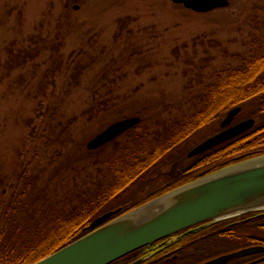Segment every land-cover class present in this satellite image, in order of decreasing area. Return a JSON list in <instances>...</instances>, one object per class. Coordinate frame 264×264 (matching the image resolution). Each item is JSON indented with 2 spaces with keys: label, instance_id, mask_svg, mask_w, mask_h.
<instances>
[{
  "label": "rangeland",
  "instance_id": "obj_1",
  "mask_svg": "<svg viewBox=\"0 0 264 264\" xmlns=\"http://www.w3.org/2000/svg\"><path fill=\"white\" fill-rule=\"evenodd\" d=\"M70 1L0 0L2 200L10 197L12 184L23 165L40 170L43 179L48 176L51 168L44 169V165L49 158L64 167L62 175L69 177L65 180L66 189L79 185L86 189L94 181L103 180L86 163L85 155L91 151L87 143L111 123V118L122 113L98 122H85L81 114L92 101L89 91L101 86L100 93H105L112 85L116 102L124 98L123 104L130 105L123 113L151 108L161 111L163 121L171 124L195 110L191 102H198L197 92L213 81L214 71L239 64L232 55L248 56L259 46L253 42L251 23L258 0H233L227 7L206 13L192 11L172 0H78L68 4ZM126 17H131L132 30L127 49L125 44L117 47L113 42L117 20ZM59 25L63 31L62 63L61 69L53 73L56 54L45 50L43 44L56 41ZM101 49L105 55L100 53ZM26 50L36 53V57L29 59L25 67L17 66ZM77 65L84 67L79 80L72 76ZM109 66L110 73L102 83L106 86L96 85ZM45 79L48 83L43 91L40 82ZM240 106L238 121L255 118L254 128L259 127L261 117L253 115L256 102ZM76 115L81 120L67 128L71 134L67 136V130L62 134ZM87 126L91 130L75 137V132ZM220 129V120L213 122L183 143L181 151L189 152ZM110 150L108 147L104 153L108 155ZM198 160V156L194 157L192 164ZM69 163L72 167L67 168ZM169 168L166 163L162 171ZM151 176L142 183L153 181L160 174L152 171ZM54 180L48 181L50 192ZM139 184L133 191L138 190ZM241 241L235 239L233 245Z\"/></svg>",
  "mask_w": 264,
  "mask_h": 264
},
{
  "label": "trees",
  "instance_id": "obj_2",
  "mask_svg": "<svg viewBox=\"0 0 264 264\" xmlns=\"http://www.w3.org/2000/svg\"><path fill=\"white\" fill-rule=\"evenodd\" d=\"M77 1L71 0L68 4ZM253 11L252 35L254 44L259 45L258 49H252L251 55L248 56L240 53L232 55L239 64L214 71L213 81L203 85L197 92L195 98L198 102H191L195 110L172 121L171 124L163 121L161 111L156 112L151 108L123 113L130 105L123 104L125 99L122 95L120 96L123 101L116 102L115 96L112 95L115 91L112 85L106 88L105 93H100L101 86L89 91L92 101L88 102L89 106L81 114L85 122H98L120 112L121 115L111 118V123L133 116H139L140 123L100 147L99 153L88 149L90 152L87 151L85 155L86 163L93 167L94 172L97 171V177L102 175L103 180L94 181L86 189L80 185L77 188L73 186L74 189H66L65 180L69 177L62 175L64 167L55 165L54 158H49V162L44 165V169L51 168V173L44 179L40 170L23 165L12 184L10 197L7 200L0 197V264H33L87 234L88 231H84V227L105 212L119 210L115 215L127 212L195 179L204 170L203 167H211L210 170L213 171L234 162L235 156L239 154H263L264 2L255 1ZM130 23L131 17L117 20L113 36L117 47L121 43L120 45L125 44L127 49L132 33L129 29ZM61 31L59 25L56 41L51 45L43 44L45 50L56 54L55 67L51 69L53 73L55 69H61ZM100 53L105 55L104 49H101ZM35 55L36 53L26 50L16 65L25 67L28 60L34 59ZM110 68L111 66L104 69L101 80H98L96 85L102 84L108 77ZM83 69L84 67L77 65L73 78L77 77L79 80ZM49 72L50 70L46 72L45 77H48ZM46 79L41 80L40 90L44 91L48 83ZM203 83L202 81L199 84ZM251 101L257 105L253 115L261 117L259 127L198 156L200 162L198 160L196 164H192L193 158H188V152L185 149L181 151L182 144L200 130L221 120L230 109ZM83 108L84 106L80 109ZM81 117L76 115L69 120L68 125L61 131L62 134L69 126L76 125ZM91 128L87 126L79 129L75 132V137L84 135ZM70 134L69 129L66 135ZM108 147L111 150L107 155L104 152ZM166 163L170 164V168L168 171H162ZM66 167H72V163ZM152 171L160 174L159 178L142 183L152 177ZM51 180L54 182L50 192L48 181ZM68 183L71 186L70 182ZM138 183H141L138 190L133 191ZM263 219L264 217H254L249 221L257 223Z\"/></svg>",
  "mask_w": 264,
  "mask_h": 264
},
{
  "label": "water",
  "instance_id": "obj_3",
  "mask_svg": "<svg viewBox=\"0 0 264 264\" xmlns=\"http://www.w3.org/2000/svg\"><path fill=\"white\" fill-rule=\"evenodd\" d=\"M195 12H211L233 0H172ZM77 8V7H76ZM242 107L231 109L221 122L222 131L193 147L188 157L221 145L251 129L250 118L231 126ZM133 116L115 121L87 143L96 150L139 124ZM243 156L237 157L241 160ZM264 211V154L238 161L167 191L108 221L113 212L96 218L93 229L81 238L33 264H108L142 246L207 221H221L247 212ZM264 214V213H263ZM257 251L246 249L221 257L222 264Z\"/></svg>",
  "mask_w": 264,
  "mask_h": 264
},
{
  "label": "flooded vegetation",
  "instance_id": "obj_4",
  "mask_svg": "<svg viewBox=\"0 0 264 264\" xmlns=\"http://www.w3.org/2000/svg\"><path fill=\"white\" fill-rule=\"evenodd\" d=\"M241 112L231 126L246 120L238 121ZM223 129L221 127L216 133ZM210 169L204 168L200 173ZM254 217L264 215L256 212L228 221L203 222L142 246L108 264H215L223 256L250 248L257 251L231 258L222 264H264V219L257 223L249 221ZM91 222L84 227V231L90 229ZM235 239L242 241L239 245H233Z\"/></svg>",
  "mask_w": 264,
  "mask_h": 264
}]
</instances>
